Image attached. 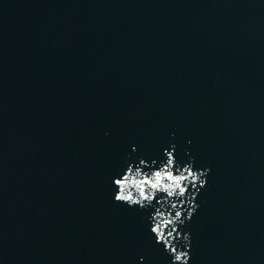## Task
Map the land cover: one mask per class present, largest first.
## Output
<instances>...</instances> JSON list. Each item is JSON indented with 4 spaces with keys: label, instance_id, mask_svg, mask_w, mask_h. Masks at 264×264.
<instances>
[{
    "label": "water",
    "instance_id": "95a60500",
    "mask_svg": "<svg viewBox=\"0 0 264 264\" xmlns=\"http://www.w3.org/2000/svg\"><path fill=\"white\" fill-rule=\"evenodd\" d=\"M165 150L206 185L115 202ZM189 199L188 264H264V0H0V264H171Z\"/></svg>",
    "mask_w": 264,
    "mask_h": 264
},
{
    "label": "clouds",
    "instance_id": "9594fccd",
    "mask_svg": "<svg viewBox=\"0 0 264 264\" xmlns=\"http://www.w3.org/2000/svg\"><path fill=\"white\" fill-rule=\"evenodd\" d=\"M164 155L166 160L162 161L158 168L144 171L145 161L141 160L138 165L129 164L120 176L114 177L112 180L113 186L116 188L113 195L114 201L124 203L129 207L139 206L140 208L151 206L154 200L163 207L161 203L163 201L171 203L172 208L176 209L177 204L174 201L179 200L181 204L184 203L185 197L189 195V184L197 191H199L197 185L200 188L206 185L207 169L194 171L191 164L180 168L176 165L171 151L165 150ZM194 195L193 193L192 196L194 197ZM188 203L190 208L186 217H182L180 210H176L175 215L170 216L159 208L151 217L150 230L155 235L157 243H164L165 251H168L172 257L171 264H188L190 259L189 234L185 233L183 236L184 251H180L172 245L173 233H176V238L180 236L175 225L183 224L185 220L190 219L198 207L192 206V199H189ZM169 226H171V230L165 233V229Z\"/></svg>",
    "mask_w": 264,
    "mask_h": 264
}]
</instances>
